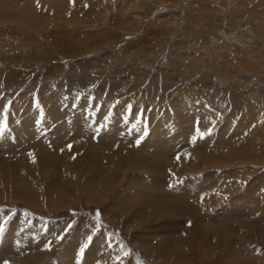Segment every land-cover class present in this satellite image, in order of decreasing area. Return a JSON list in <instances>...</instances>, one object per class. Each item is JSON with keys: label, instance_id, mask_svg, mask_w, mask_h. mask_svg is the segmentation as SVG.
Here are the masks:
<instances>
[{"label": "rangeland", "instance_id": "rangeland-1", "mask_svg": "<svg viewBox=\"0 0 264 264\" xmlns=\"http://www.w3.org/2000/svg\"><path fill=\"white\" fill-rule=\"evenodd\" d=\"M0 130V264H264V0H0Z\"/></svg>", "mask_w": 264, "mask_h": 264}, {"label": "bare ground", "instance_id": "bare-ground-1", "mask_svg": "<svg viewBox=\"0 0 264 264\" xmlns=\"http://www.w3.org/2000/svg\"><path fill=\"white\" fill-rule=\"evenodd\" d=\"M60 115H61V113H60ZM15 129V128H14ZM6 136H8V135H6ZM36 159V158H35ZM8 163H10V162H8ZM12 163V162H11ZM17 165V164H16ZM13 166V165H12ZM7 170L9 169L10 170V167L9 168H6ZM14 169V168H13ZM16 169V168H15ZM26 169V168H25ZM28 169V168H27ZM18 172V171H17ZM23 172V171H22ZM64 172H66V171H64ZM6 173V172H5ZM10 174H11V170H10ZM8 175V174H7ZM13 175H14V170H13ZM19 175V174H18ZM60 175V174H59ZM16 176V175H15ZM53 176H55V175H53ZM6 177V176H5ZM14 177V176H13ZM59 177V176H58ZM63 177V176H62ZM8 178H10V176H8ZM7 177H6V179H8ZM16 178V177H15ZM64 178V177H63ZM2 179V178H1ZM13 179V178H12ZM19 179V178H18ZM62 179V178H61ZM65 179V178H64ZM11 180V179H10ZM14 180V179H13ZM60 180V179H59ZM6 181H8V180H6ZM14 182V181H13ZM22 182V181H21ZM23 183V182H22ZM25 183V182H24ZM23 183V184H24ZM64 183V182H63ZM9 184H10V182H9ZM17 184V183H16ZM66 184V183H65ZM58 185H60V184H58ZM17 186V185H16ZM19 186V185H18ZM59 188H61V189H63L64 191H66L67 192V190H66V186H64V185H60L59 186ZM53 189V188H52ZM56 193V192H55ZM63 196H64V194H63ZM96 196V195H95ZM170 205V204H169ZM173 207H174V205H173ZM172 209V208H171ZM165 210V209H164ZM146 213V212H145ZM141 214V213H140ZM147 216V215H146ZM146 218V217H145ZM74 248L72 247V246H70L69 248H68V250H67V254L69 255L70 253H72V252H74V250H73ZM36 258V257H35Z\"/></svg>", "mask_w": 264, "mask_h": 264}, {"label": "snow or ice", "instance_id": "snow-or-ice-1", "mask_svg": "<svg viewBox=\"0 0 264 264\" xmlns=\"http://www.w3.org/2000/svg\"><path fill=\"white\" fill-rule=\"evenodd\" d=\"M0 132H2V130H0ZM69 148H71V145H69ZM3 231H4V229L0 228V234H2ZM89 240H91V237H89ZM85 247H87V245H85ZM80 252H81V255H83V252H84V248L83 247L80 249ZM6 264H7V262H6Z\"/></svg>", "mask_w": 264, "mask_h": 264}]
</instances>
